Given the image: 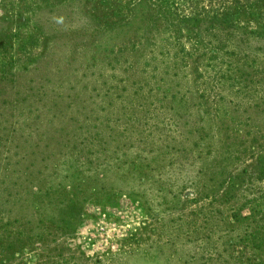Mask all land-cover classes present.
<instances>
[{"label":"rangeland","instance_id":"1","mask_svg":"<svg viewBox=\"0 0 264 264\" xmlns=\"http://www.w3.org/2000/svg\"><path fill=\"white\" fill-rule=\"evenodd\" d=\"M0 264H264V0H0Z\"/></svg>","mask_w":264,"mask_h":264}]
</instances>
